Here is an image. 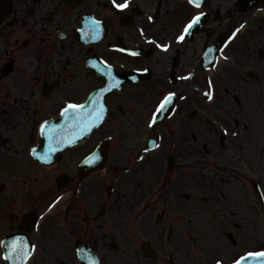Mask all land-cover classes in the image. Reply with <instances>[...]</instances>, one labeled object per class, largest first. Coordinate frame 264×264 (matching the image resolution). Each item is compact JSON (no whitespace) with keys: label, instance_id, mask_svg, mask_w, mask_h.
Wrapping results in <instances>:
<instances>
[{"label":"flooded vegetation","instance_id":"flooded-vegetation-1","mask_svg":"<svg viewBox=\"0 0 264 264\" xmlns=\"http://www.w3.org/2000/svg\"><path fill=\"white\" fill-rule=\"evenodd\" d=\"M67 1L68 6L62 0H0V257L6 250L13 264H19L20 258L8 250L10 242L17 240L26 248L35 245L28 264H74L77 243L89 241L99 252L101 264H112L119 254L109 249L106 236L118 241L122 226L116 227L117 218L130 214L147 236L140 248L147 242L157 256L127 252L129 264H196L197 258L201 264H212L218 257L224 258L226 253L220 244L202 242L195 250L203 249V254L189 258L193 248L186 246L184 235L186 230L202 228L205 213L218 219L230 212L227 222L231 231L236 224V232H242L241 225L233 221L239 218L236 209L227 211L216 202L226 201L227 194L237 197L239 183L249 182L250 172L264 180V161L259 159L264 145L261 135L253 133L256 128L264 131L259 114L264 108L260 93L264 89V65L256 55L260 52L255 51L256 44L244 41L237 33L251 8L241 10L240 0H203L200 7L189 0H127L128 7L123 9H117L112 0ZM85 13L109 25L107 37L99 44L77 43ZM200 13L205 14L201 17L203 24H196L191 36L179 41L177 37ZM223 31H230L233 37L211 66V78L203 79L204 47ZM160 45H168V51ZM123 47L150 52L141 50L133 55ZM91 53L119 71L148 70L150 74L138 84H125L113 96L102 134L118 138L113 154H124L128 166L114 173L116 188L108 194L104 183L100 186L110 175V156L104 169L91 177L78 178L79 163L101 140L98 135L80 148L58 154L51 164H40L30 154L39 141L40 124L57 117L63 104L82 100L91 81H97L86 68ZM250 57L259 80L249 81L245 76L248 70L243 73ZM234 73L240 81L233 80ZM249 85L258 86L259 92ZM243 87L248 90L243 92ZM155 88L157 95L151 100ZM166 91L181 95L170 120L180 118L178 125L171 126V140H164L160 147L159 134L151 149L146 139L123 140L127 122L136 117L135 101L140 99L146 105L139 116L148 122V108ZM209 91L212 99L205 95ZM236 93L242 95L238 103L232 100ZM250 94L256 97L249 98ZM176 129L179 132L174 134ZM159 130L166 132L163 126ZM116 163L124 164L118 158ZM62 174L71 176L65 186L57 183ZM241 191L242 197L231 201L244 214V240L251 242L250 227L256 212L248 202L249 195ZM79 197L86 199L82 224L75 216ZM193 203H203L205 209ZM102 204L116 210L109 223L115 226L110 230L106 216L96 215L97 206ZM187 213L191 214L188 219ZM228 234L234 238L231 232ZM124 242L135 243L129 237ZM116 263L121 264L120 259ZM0 264L8 261L0 258Z\"/></svg>","mask_w":264,"mask_h":264},{"label":"snow or ice","instance_id":"snow-or-ice-1","mask_svg":"<svg viewBox=\"0 0 264 264\" xmlns=\"http://www.w3.org/2000/svg\"><path fill=\"white\" fill-rule=\"evenodd\" d=\"M190 2L195 7H200L203 3V0H190ZM112 3L117 9H123L128 7L127 0L125 3L120 4L116 3V0H112ZM204 13H200L199 15L195 16L192 21L185 27L184 33L177 37L179 41H183L185 36L191 35V29L200 22L201 17L204 16ZM152 19V17H149ZM94 30L99 29V22L94 21L93 24ZM160 48L163 51H168V45H160ZM136 53H133L135 55ZM211 55V51L208 53ZM227 59V57H225ZM107 72L105 73L111 79V84L106 89H101V93L106 91H111L113 88L118 89L120 87V81L117 80L114 76L111 75L112 67L111 65H106ZM135 79V77H134ZM205 95L212 99L211 91L206 92ZM175 94L170 93L165 99L158 105L156 113L153 114L151 118V125L156 124L159 114L168 110L170 107L173 106ZM87 105H92V107H88V110L85 111ZM106 109L103 105L100 104V101L97 97H93L92 100L88 101L87 104H75L69 102L63 109L61 115L65 118V124L61 125L57 128L55 125L49 127V122L45 121L41 125V135L45 137L48 141V151L47 154L38 156L35 150H33L32 155L35 156L38 160L43 161L44 163L50 164L51 163V155L57 150L55 145L63 144L65 141L62 137L66 135V128L69 124H71L73 129H77L81 132H89L92 128L98 127V122L102 121L105 115ZM72 140H68V143H72ZM147 150V149H146ZM100 157L98 154H94L91 158H89L86 163H95L99 160ZM8 250L12 251L14 256L20 258L19 264H24L27 258L34 252L35 245H32L30 248H26L22 241L12 240L8 245ZM8 259L9 257H5ZM84 260L88 261V264H97V261L88 255H82L81 257ZM248 259H258L260 264H264V251L259 252H249L244 256H240L238 259L233 261V264H244L245 261ZM15 264V262H14ZM216 264H223L222 261L217 260Z\"/></svg>","mask_w":264,"mask_h":264},{"label":"rangeland","instance_id":"rangeland-1","mask_svg":"<svg viewBox=\"0 0 264 264\" xmlns=\"http://www.w3.org/2000/svg\"><path fill=\"white\" fill-rule=\"evenodd\" d=\"M259 24H264V18H262V19H260L259 20V22H258ZM258 28L260 29V31H258L257 33H256V35L259 37V39H260V45L262 46V47H264V26H258ZM253 28L251 29V31L248 33V35H246L245 37H248V38H254V39H257L256 37H254L253 35ZM254 62H253V59H252V57H250V59H249V61H248V64L249 65H252ZM263 64H264V62H263ZM249 65H245V68H244V70L245 69H247V68H249L250 66ZM257 87V93L259 92V90H258V86H256ZM256 87H254L253 85H250L249 86V88L250 89H252V90H254ZM244 89L242 90L243 92H245V91H247L248 89H246V87H243ZM157 90H158V88H155V89H153L152 91H151V100H154V98H155V96L157 95ZM151 104V103H150ZM143 106V105H142ZM150 106V105H149ZM175 120H173V121H170V122H168V124H166L165 126H163V129H166V135H165V141H167V140H169L171 137H172V133H170V130H171V126L174 124V123H176L177 122V125H178V122H179V119L180 118H174ZM177 132H179V129H176L175 130V132H174V134H176ZM235 195L237 196V197H234L233 195H229V199H236V198H241V194H240V190L238 191V193L236 194L235 193ZM83 203V202H82ZM82 205V204H81ZM237 205H236V202L235 201H232V202H230V203H228V208H229V210H234V209H236L235 210V212L237 213L236 215L237 216H239V218H238V221H242V218L240 217V214H239V210L237 209L238 207H236ZM82 214L81 213H78V214H76L75 216H77L78 218H79V221H80V216H81ZM117 222H119V218L117 219ZM242 223V222H241ZM201 232H202V230H201ZM203 234H204V236H205V233L203 232ZM206 237V236H205ZM206 238H208V237H206ZM244 246H245V248H247V249H250V248H257V247H260V246H262V244L260 243L259 244V242H257V241H254L253 243H251V244H248L247 242H245V244H244ZM221 247H223L224 249H225V247L221 244ZM49 252V250H47V253ZM236 252H237V249H234V251H233V254H236ZM225 257V256H224ZM235 257V256H234ZM189 258H191V256H189ZM229 258H230V256H229ZM231 258H233V257H231Z\"/></svg>","mask_w":264,"mask_h":264}]
</instances>
